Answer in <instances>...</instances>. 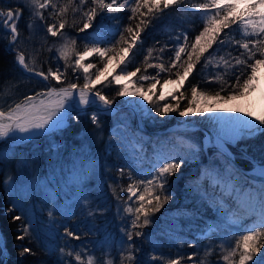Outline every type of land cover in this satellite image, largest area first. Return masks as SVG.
<instances>
[{
    "label": "trees",
    "instance_id": "obj_1",
    "mask_svg": "<svg viewBox=\"0 0 264 264\" xmlns=\"http://www.w3.org/2000/svg\"><path fill=\"white\" fill-rule=\"evenodd\" d=\"M42 1L48 4L39 19L24 10L12 47L11 34L0 29V112L44 97L52 87L84 88L109 61L129 50L128 71L144 91L156 87L148 111L159 121L146 120L137 127L129 110L90 111L72 116L65 127L46 135L13 146L1 142L0 232L5 246L0 239V264H239L249 239L255 264H264V223H234V200L227 197V206L218 199L227 172L239 184L249 183L248 178L217 149L206 150L202 131L169 134L158 141L152 135L176 122L164 118L170 103L160 98L164 83L184 79L176 94L187 97L185 107L201 92L240 94L253 66L264 59V38L243 34L232 9L206 23L201 11L214 7L208 0L171 5L132 0L111 15L118 31L97 44L91 34L97 29L89 27L110 20L104 6L111 0ZM31 23L39 25L34 32ZM51 27H61L70 39V56H56L59 36L50 33ZM92 48L104 49L105 55L96 52L86 60L92 69L85 73L76 62ZM19 54L25 68L18 64ZM52 73L64 80L57 83ZM93 90L117 106L126 105L123 86L110 79ZM179 136L196 147L179 142ZM163 144H168L166 155L160 153ZM81 152L94 159L83 182L69 176L78 169ZM230 153L244 171L264 167V129L243 137ZM208 154L216 156L210 167L218 179L206 175L188 180V192L180 197L172 185L174 176L191 161L209 163ZM133 185L140 191L134 198L129 192Z\"/></svg>",
    "mask_w": 264,
    "mask_h": 264
},
{
    "label": "rangeland",
    "instance_id": "obj_2",
    "mask_svg": "<svg viewBox=\"0 0 264 264\" xmlns=\"http://www.w3.org/2000/svg\"><path fill=\"white\" fill-rule=\"evenodd\" d=\"M13 2L16 5H20L21 8H17V10L13 11H5L1 4L3 2ZM132 0H111L109 1L104 7L108 9L106 17H109L110 20L102 21L98 24L97 28L89 27V30L97 29L94 32H91L92 35L95 37V43L99 44L101 39L105 38L108 33L113 34L118 31V25L116 22H113L112 14L120 11L121 9H124ZM158 1H164L167 5L174 4L176 2H179L181 0H156ZM183 1V0H182ZM209 4L214 5L213 8H206L201 11V15L203 19L206 21V23L212 21L214 18H216V13H221L224 9H232V11L235 12V18L240 17L239 23L241 25V31L245 35H259L264 38V13L263 7L260 6L259 3H252V0H208ZM47 2H44L42 0H0V29L3 28L7 32L12 31V38L16 41L17 39V30L16 26L19 20H22L25 17V13L22 11L25 9L26 11H29V15H31V18L33 19H39L41 17V9L47 6ZM110 10V12H109ZM94 12H96V9L93 8V12L91 16H94ZM105 17V18H106ZM36 23V22H35ZM31 30L34 32L35 28L39 25L31 23ZM50 33L59 36V44L56 47V56L58 58H65L71 55V52L73 51V45L70 41V39L66 36V34L61 33V27L55 28L51 27ZM245 46L242 45L241 49H244ZM183 49V46H179V51ZM245 50H249L245 48ZM98 53L100 56L105 55L104 49L100 48L98 51L95 48L89 49L82 54L79 55L78 60L76 62V65L78 67H81L82 70L85 73L90 72L92 69V65L87 64L86 60H88L90 57H92L95 53ZM250 54L252 53L249 52ZM129 57H130V51H126L122 56H120L117 59H113L109 61L106 65L112 64L117 65V71L108 77H106L104 80L94 83L91 85V82L95 80V78L101 73V71L106 67V65L103 67V69L99 72V74L95 78H89L87 85L84 88L80 87H52V91L44 96V97H38V98H32L26 103L19 105L15 108V110L8 112V113H1L0 115H9L12 117H17L20 114H22L30 105L35 104L39 102L41 99H48L53 96H61V94H55L58 91L66 90L71 92H80L84 91L85 89H90L91 91L96 92L93 90L96 86L104 84L109 79L113 81L114 83L123 86V98L126 101V105L130 107L129 111L132 113L136 118V124L137 127H141V125H144V121L151 120L152 122H158L159 120L149 117V111H148V104L152 98L153 91L156 89V87L153 88L151 91H144L141 87L140 80H136L135 74L128 71L129 67ZM263 57V54H262ZM254 63V62H253ZM18 64L20 67L25 68L24 58L19 54L18 55ZM264 68V59L253 66L252 73L250 75V78L247 82V86L244 89V91L240 94H244L247 92H250L254 89V85L252 81H254V74ZM33 73V72H32ZM37 77L44 78L43 75L40 73L34 72ZM51 76L55 79L57 83H61L64 78L59 75L52 73ZM48 79V78H47ZM175 84L172 89H170L168 86ZM184 84V79L179 78L176 80H169L161 87L160 91V98L169 100L170 103L165 107V116L166 119H174L176 122L172 127H176L177 129H187L192 128L195 131H202L204 133V140L203 144L206 148V150H215L217 149L216 146H213L211 143H207L206 141V131L202 127H195L192 124H190L185 119L180 118L181 114L187 113L189 110H196L200 104H205L207 100L210 97H226L223 95H209L207 93H198L195 96V99L192 101L188 107L186 106L187 97L184 95H177L176 92L181 91V88ZM100 94V93H98ZM9 95V92H7L6 97ZM102 95V94H100ZM104 96V95H102ZM105 97V96H104ZM229 97V96H228ZM106 98V97H105ZM134 98H140L144 100V106H145V113L142 115L141 118L136 113V110L133 106V100ZM3 99V100H1ZM107 99V98H106ZM4 101V98H0V105H2ZM90 112V111H89ZM87 113V112H86ZM84 114V113H83ZM163 121V120H160ZM171 127V128H172ZM262 129H264V108L262 117L260 119H257L252 122L249 126H247L246 130H241L240 127L233 126L231 129H229V138H235V141H230L226 139V145L228 152H230V148L233 146H238L239 141L243 137H251L256 134H258ZM194 132V131H192ZM175 133H182V132H173L169 134H175ZM169 134H163V135H154L155 141L159 139H164ZM178 141H186V138L183 136L177 137ZM21 140H27V139H21L18 137H10L5 138L0 141L5 142L8 146H13L17 144ZM189 146L196 147L195 143H192V141L187 140L186 141ZM138 149H144L142 147V144L140 141H135ZM164 146L161 148L160 153L161 154H168V144H163ZM218 150V149H217ZM241 150V149H240ZM219 151V150H218ZM220 152V151H219ZM86 152H81V155L77 157V167L78 169L76 171H73L69 176L71 178H74L75 180L79 181H85L89 179V175L91 172V167L94 165V159H91L88 157ZM222 154V153H221ZM210 157V162L205 163L203 161H191L186 166L181 169L173 178L172 185L175 188L176 192L180 195L187 194L188 188L186 187V183L188 180L194 181L198 180L202 177H205L206 175L211 177L213 180L218 179V172L216 169H213L210 167L212 161L216 156L208 154ZM162 157V156H161ZM164 166V165H163ZM80 167V168H79ZM252 173V177L247 178L249 180V183H241L239 184L237 182V179L233 177L229 172H227L226 177L221 184L220 188V195L218 199L221 203L230 206L228 204V201H226L227 197L234 200L235 204L231 205L230 213H231V219L234 223H248L249 226H256L257 224H263L264 223V189L262 188V184H264V167L258 165L255 169L250 171ZM94 174V173H93ZM263 178V179H261ZM252 185H251V184ZM31 187V185H30ZM22 190V189H19ZM129 192L131 193L132 197H136L139 195L140 191L137 189L135 185H133ZM16 199V198H15ZM18 201V200H17ZM18 203L22 204L21 201H18ZM20 204V207L23 206ZM28 212L27 214H31V206L30 208H27ZM251 239L246 241V244L243 246V249L241 251V255L239 258V264H255L256 259L254 258V251L251 247ZM2 245V242H1ZM3 247V246H2Z\"/></svg>",
    "mask_w": 264,
    "mask_h": 264
},
{
    "label": "bare ground",
    "instance_id": "obj_3",
    "mask_svg": "<svg viewBox=\"0 0 264 264\" xmlns=\"http://www.w3.org/2000/svg\"><path fill=\"white\" fill-rule=\"evenodd\" d=\"M252 3H259L263 7L262 13H264V0H252ZM116 71L117 65H106L91 82V85L113 75ZM252 83L254 89L250 92L229 97H210L205 104H200L196 110H189L187 113L181 114L180 118L195 127L205 128L207 143L212 141L223 151H228L226 139L235 141V138H229V129L237 126L244 131L253 121L262 117L264 68L254 74ZM174 85L173 83L168 87L172 89ZM89 90L78 93L66 90L58 91L55 94H61L60 97L53 96L37 103L30 108L27 118L22 120H13L9 115H0V141L10 137L27 139L35 133L56 131L65 124L68 116L67 111L74 107L82 109L85 106H93L105 111L107 104L104 100L90 93ZM133 106L141 118L145 113L144 100L134 98Z\"/></svg>",
    "mask_w": 264,
    "mask_h": 264
},
{
    "label": "water",
    "instance_id": "obj_4",
    "mask_svg": "<svg viewBox=\"0 0 264 264\" xmlns=\"http://www.w3.org/2000/svg\"><path fill=\"white\" fill-rule=\"evenodd\" d=\"M43 79L47 81V77L46 76H44ZM85 90H89V89H85ZM89 91H90V93L95 94V95L99 96L100 98H102L104 100V102L107 104L105 111L104 110L102 111L101 109L95 108L93 106H85V107H82V109L77 108V107L71 108V109H69L67 111V115L68 116H67V120H66L65 124H63V126H61L59 129L63 128L66 125V123L70 120V118L72 116L81 115V114L86 113V112H89V111L95 112V113H97V112L110 113L111 111L118 112V111H121V110H129L130 109V107L127 106V105H125V106H117V105L113 104L112 102H110L108 99H106L104 96H102V95H100L98 93H95V92H93L91 90H89ZM42 100H44V99H41L39 102H41ZM39 102H37V103H39ZM37 103L30 105L19 116L14 117V118L11 116V118L13 120H22V119L27 118L30 108L33 107V106H35ZM203 129L205 130V128H203ZM192 131H195V130L192 129V128H187V129L182 130V129H177L176 127H172V128L167 129V130H164V131H161V132H156V133H153V134L163 135V134H169V133H173V132H192ZM48 133H51V131L50 132H43V133H35L33 135H30L27 139H33L35 137L42 136V135H46ZM211 144H213V146H216V148L229 160V162H230V164L232 166H234L236 169H238L239 171H241L244 175H247L248 177H252L253 176L252 173L244 171L239 166V164L236 162V160L234 159V157L231 155L230 152L223 151L222 148H220L219 146H217L212 141H211ZM0 239H1V242H2V246L4 247L5 245H4V241H3V237H2L1 232H0ZM134 264H136V262Z\"/></svg>",
    "mask_w": 264,
    "mask_h": 264
},
{
    "label": "flooded vegetation",
    "instance_id": "obj_5",
    "mask_svg": "<svg viewBox=\"0 0 264 264\" xmlns=\"http://www.w3.org/2000/svg\"><path fill=\"white\" fill-rule=\"evenodd\" d=\"M12 1V0H11ZM5 5H11V6H13V9H10V10H5V11H13V10H17V8H23V7H21L20 5H16L15 3H13V2H3V4H1V7L3 8V6H5ZM24 10L25 9H23L22 11L24 12ZM25 18V17H24ZM23 18V19H24ZM22 19V20H23ZM22 20H19L18 21V23L19 22H21ZM18 23H17V25H18ZM17 27V26H16ZM9 33L11 34V36H12V31H9ZM15 43V40H13V38H12V40H11V44H10V47H12V45Z\"/></svg>",
    "mask_w": 264,
    "mask_h": 264
}]
</instances>
